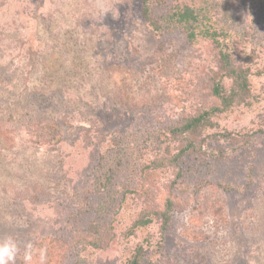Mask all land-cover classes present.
Masks as SVG:
<instances>
[{
  "label": "rangeland",
  "instance_id": "rangeland-1",
  "mask_svg": "<svg viewBox=\"0 0 264 264\" xmlns=\"http://www.w3.org/2000/svg\"><path fill=\"white\" fill-rule=\"evenodd\" d=\"M212 2L250 104L195 136L180 169L147 170L183 148L169 127L209 103L210 44L157 36L137 0H0V264H44L46 249L52 264H127L138 247L141 264H264V0ZM160 42L162 72L147 63Z\"/></svg>",
  "mask_w": 264,
  "mask_h": 264
},
{
  "label": "trees",
  "instance_id": "trees-1",
  "mask_svg": "<svg viewBox=\"0 0 264 264\" xmlns=\"http://www.w3.org/2000/svg\"><path fill=\"white\" fill-rule=\"evenodd\" d=\"M170 2L171 0H137L139 16L150 31L159 37L167 31L179 30L190 44H196L199 41L208 42L214 52L217 64L216 69L211 70L208 75L209 103L195 114L182 118L176 125L168 129L170 137L180 140L184 144L183 148L170 160L150 162L145 167L147 170H157L171 165L180 169L178 165L180 159L187 152L200 149L196 147L195 136L206 129L216 127L215 119L219 116L230 113L236 107L250 104L251 73L249 69L234 64L232 29L224 20L219 19V15H221L219 6H216L212 0H189V2L173 0ZM229 5L226 3L224 6L228 7ZM157 10H164V12L158 15L155 13ZM170 57L165 45L160 42L151 57L147 59V63L152 64L161 72L167 71L172 61ZM226 82H228L227 85ZM38 129L44 132L42 135H48L50 143L57 144L59 142L60 136H54L58 131L54 123L45 122L38 126ZM175 197V194L170 195L165 199L164 210L154 213L162 219V229L166 228L171 218ZM217 202L218 205L211 206L210 209L213 216L221 221L223 219V203L220 200ZM205 208H207L206 205ZM151 222L152 218L149 213L144 212L134 222L128 233L132 234L137 228L147 226ZM191 239L205 241L208 237L196 234L192 235ZM52 254L50 249L45 250L43 253L44 264H52ZM141 257L142 248L138 247L133 256L128 259L127 264H141Z\"/></svg>",
  "mask_w": 264,
  "mask_h": 264
}]
</instances>
